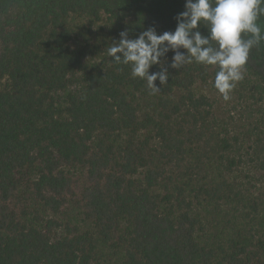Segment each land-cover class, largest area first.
<instances>
[{"label":"trees","instance_id":"obj_1","mask_svg":"<svg viewBox=\"0 0 264 264\" xmlns=\"http://www.w3.org/2000/svg\"><path fill=\"white\" fill-rule=\"evenodd\" d=\"M183 10L0 0V264H264V192L234 178L233 144L195 88L218 68L169 67L153 94L108 55L121 31H174ZM73 17L109 27L83 42ZM244 67L264 84V40ZM204 206L235 211L229 232H210Z\"/></svg>","mask_w":264,"mask_h":264},{"label":"clouds","instance_id":"obj_2","mask_svg":"<svg viewBox=\"0 0 264 264\" xmlns=\"http://www.w3.org/2000/svg\"><path fill=\"white\" fill-rule=\"evenodd\" d=\"M261 16L264 0H184V10L175 16L174 31L158 34L155 27H149L136 38L121 31L108 55L117 64L129 65L132 77L146 80L153 94L168 83L169 67L181 69L193 61L217 67L214 86L228 100L244 79L251 48L264 40L257 23ZM249 34L251 38L245 39ZM169 52L173 55L166 67ZM153 66L159 70L150 71Z\"/></svg>","mask_w":264,"mask_h":264},{"label":"rangeland","instance_id":"obj_3","mask_svg":"<svg viewBox=\"0 0 264 264\" xmlns=\"http://www.w3.org/2000/svg\"><path fill=\"white\" fill-rule=\"evenodd\" d=\"M70 24L81 28L83 42L98 40L109 27L106 18L90 26L88 18L73 17ZM88 28L91 33L87 32ZM214 80L212 76L206 82H198L195 88L199 94L208 96L218 130L233 144L231 154L240 161L233 176L251 191L264 192V84L244 67V79L232 90L230 99L225 100L215 88ZM201 211L214 236L223 230V223L233 218L235 212L217 214L211 206H204ZM223 231L227 233L229 229Z\"/></svg>","mask_w":264,"mask_h":264}]
</instances>
